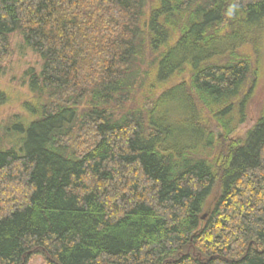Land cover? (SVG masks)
Segmentation results:
<instances>
[{
  "label": "trees",
  "instance_id": "obj_1",
  "mask_svg": "<svg viewBox=\"0 0 264 264\" xmlns=\"http://www.w3.org/2000/svg\"><path fill=\"white\" fill-rule=\"evenodd\" d=\"M16 31L44 69L0 148V264H264V104L232 139L264 0H0V71Z\"/></svg>",
  "mask_w": 264,
  "mask_h": 264
},
{
  "label": "rangeland",
  "instance_id": "obj_2",
  "mask_svg": "<svg viewBox=\"0 0 264 264\" xmlns=\"http://www.w3.org/2000/svg\"><path fill=\"white\" fill-rule=\"evenodd\" d=\"M10 39L12 56L0 71V90L9 97L7 103L0 106V148L15 149L20 152L28 139L30 127L38 117L32 110L35 108L36 99L31 90V81L34 75H42L44 60L26 44L20 31L12 33ZM153 57L154 55L146 52L144 57L139 59L143 61L139 65L151 64ZM147 65L145 67H148ZM140 79L143 81L142 78ZM162 84L171 85L170 82ZM140 99L136 103H139ZM263 104L264 75L247 105V122L232 135L233 140L242 136L256 122ZM217 133L220 134V130ZM29 264H44V261L41 257H34Z\"/></svg>",
  "mask_w": 264,
  "mask_h": 264
},
{
  "label": "water",
  "instance_id": "obj_3",
  "mask_svg": "<svg viewBox=\"0 0 264 264\" xmlns=\"http://www.w3.org/2000/svg\"><path fill=\"white\" fill-rule=\"evenodd\" d=\"M207 215L205 214L204 217H203V220L206 219Z\"/></svg>",
  "mask_w": 264,
  "mask_h": 264
}]
</instances>
